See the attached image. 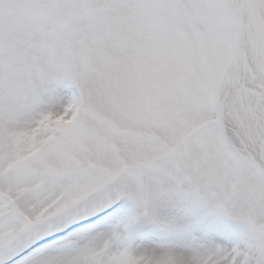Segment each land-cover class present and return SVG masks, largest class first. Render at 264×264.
Segmentation results:
<instances>
[{
  "label": "snow or ice",
  "instance_id": "1",
  "mask_svg": "<svg viewBox=\"0 0 264 264\" xmlns=\"http://www.w3.org/2000/svg\"><path fill=\"white\" fill-rule=\"evenodd\" d=\"M0 264H264V0H0Z\"/></svg>",
  "mask_w": 264,
  "mask_h": 264
}]
</instances>
